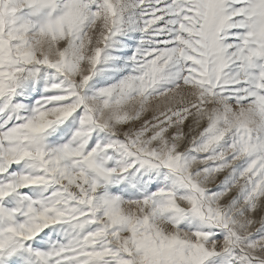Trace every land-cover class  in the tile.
<instances>
[{"label":"snow or ice","instance_id":"obj_1","mask_svg":"<svg viewBox=\"0 0 264 264\" xmlns=\"http://www.w3.org/2000/svg\"><path fill=\"white\" fill-rule=\"evenodd\" d=\"M0 264H264V0H0Z\"/></svg>","mask_w":264,"mask_h":264}]
</instances>
